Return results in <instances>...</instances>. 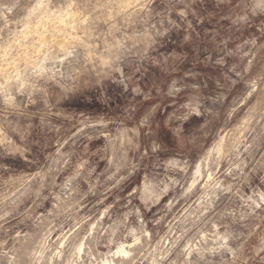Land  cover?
Instances as JSON below:
<instances>
[{
    "label": "rangeland",
    "instance_id": "rangeland-1",
    "mask_svg": "<svg viewBox=\"0 0 264 264\" xmlns=\"http://www.w3.org/2000/svg\"><path fill=\"white\" fill-rule=\"evenodd\" d=\"M134 4L0 0V264H264V35Z\"/></svg>",
    "mask_w": 264,
    "mask_h": 264
},
{
    "label": "bare ground",
    "instance_id": "bare-ground-1",
    "mask_svg": "<svg viewBox=\"0 0 264 264\" xmlns=\"http://www.w3.org/2000/svg\"><path fill=\"white\" fill-rule=\"evenodd\" d=\"M125 2H126V4L127 5H131V4H134V2H136L137 0H124ZM138 3V2H137ZM39 4V3H38ZM136 4V3H135ZM134 4V5H135ZM139 5V4H138ZM137 5V6H138ZM37 7V6H36ZM38 8V7H37ZM39 9V8H38ZM37 9V10H38ZM43 9H45V8H43ZM40 10V9H39ZM44 11V10H43ZM42 11V12H43ZM38 12V11H37ZM45 13H46V10H45ZM36 14V13H35ZM40 14H42V13H40ZM47 14H48V12H47ZM46 14V15H47ZM38 15V14H37ZM50 15V14H49ZM49 15L48 16H46L45 17V14L43 15V16H41V17H43L41 20H39L38 19V25H36V26H31L30 24H28V23H26L25 25H23L24 26V30L22 31V32H20L21 33V36H19V37H21V39H28L30 36H32V35H34V34H36V35H38L39 36V41H40V43H44L45 42V39H46V37L44 36V34H45V32H44V28H45V26L47 25V24H54L55 23V20L57 19V22L56 23H58L57 25L56 24H54V25H52V29L54 30V31H56V32H62V31H66V29L72 24V23H74L75 22V20H76V17L72 14V13H70V12H66L65 13V15H63V16H60V17H56V19L55 18H53L52 16L51 17H49ZM39 17V16H38ZM40 17V18H41ZM44 17H45V19H44ZM30 23V22H29ZM37 24V23H36ZM23 29V28H22ZM19 33V34H20ZM18 37V38H19ZM56 44H58V46H59V48H62L63 46H64V44H65V41L62 39V40H59L58 42H56ZM40 52H41V47H38L37 48V55H39L40 54ZM43 56V59H45L46 58V55H42ZM23 60H24V62H27V63H34L31 59H29V58H27L26 56H24V58H23ZM38 66V64H35V66ZM2 74H3V76H4V74H5V72L4 71H2ZM7 91V90H6ZM116 254H124V255H126V252L124 251V249L122 248V247H120L118 250H117V252H116Z\"/></svg>",
    "mask_w": 264,
    "mask_h": 264
},
{
    "label": "clouds",
    "instance_id": "clouds-1",
    "mask_svg": "<svg viewBox=\"0 0 264 264\" xmlns=\"http://www.w3.org/2000/svg\"><path fill=\"white\" fill-rule=\"evenodd\" d=\"M236 7L232 12L241 25H259V31L264 35V0H233ZM254 44V42H253Z\"/></svg>",
    "mask_w": 264,
    "mask_h": 264
}]
</instances>
